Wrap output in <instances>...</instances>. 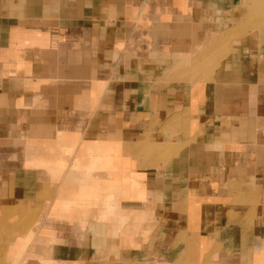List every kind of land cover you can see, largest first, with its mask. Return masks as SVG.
Masks as SVG:
<instances>
[{"label":"crops","instance_id":"obj_1","mask_svg":"<svg viewBox=\"0 0 264 264\" xmlns=\"http://www.w3.org/2000/svg\"><path fill=\"white\" fill-rule=\"evenodd\" d=\"M1 231L4 264H264V0H0Z\"/></svg>","mask_w":264,"mask_h":264},{"label":"rangeland","instance_id":"obj_2","mask_svg":"<svg viewBox=\"0 0 264 264\" xmlns=\"http://www.w3.org/2000/svg\"><path fill=\"white\" fill-rule=\"evenodd\" d=\"M1 236H2V231L0 232V239H1ZM2 255H3V249H2V246L0 244V264H4V261L2 259Z\"/></svg>","mask_w":264,"mask_h":264},{"label":"bare ground","instance_id":"obj_3","mask_svg":"<svg viewBox=\"0 0 264 264\" xmlns=\"http://www.w3.org/2000/svg\"><path fill=\"white\" fill-rule=\"evenodd\" d=\"M143 5V4H142ZM208 52V51H207ZM197 58V57H196ZM202 59V58H201ZM191 61V60H190ZM187 67V66H186ZM185 68V67H184ZM184 71V70H183ZM65 143V142H64ZM80 154V153H79ZM75 155V154H74ZM83 161V160H82ZM60 183V182H59ZM53 199V198H52ZM70 213V212H69ZM72 214V213H71ZM55 232V231H54ZM13 244V243H12ZM14 245V244H13ZM11 247V246H10ZM13 247V246H12ZM15 262V261H14Z\"/></svg>","mask_w":264,"mask_h":264}]
</instances>
